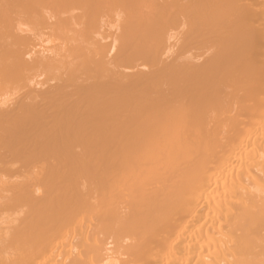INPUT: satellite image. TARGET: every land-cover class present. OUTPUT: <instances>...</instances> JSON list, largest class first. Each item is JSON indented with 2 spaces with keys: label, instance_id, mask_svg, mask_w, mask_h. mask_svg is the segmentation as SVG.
Masks as SVG:
<instances>
[{
  "label": "bare ground",
  "instance_id": "bare-ground-1",
  "mask_svg": "<svg viewBox=\"0 0 264 264\" xmlns=\"http://www.w3.org/2000/svg\"><path fill=\"white\" fill-rule=\"evenodd\" d=\"M0 264H264V0H0Z\"/></svg>",
  "mask_w": 264,
  "mask_h": 264
}]
</instances>
